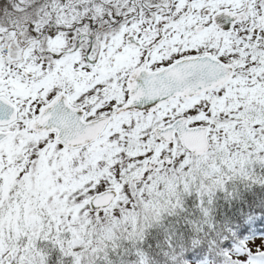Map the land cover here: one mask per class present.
<instances>
[{"label": "snow or ice", "instance_id": "1", "mask_svg": "<svg viewBox=\"0 0 264 264\" xmlns=\"http://www.w3.org/2000/svg\"><path fill=\"white\" fill-rule=\"evenodd\" d=\"M0 264H264V0H0Z\"/></svg>", "mask_w": 264, "mask_h": 264}]
</instances>
